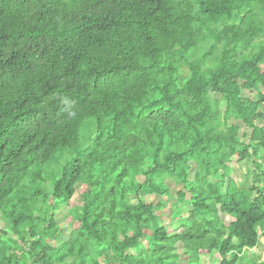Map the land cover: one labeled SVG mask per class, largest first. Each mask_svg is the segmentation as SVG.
I'll return each instance as SVG.
<instances>
[{"label": "trees", "instance_id": "1", "mask_svg": "<svg viewBox=\"0 0 264 264\" xmlns=\"http://www.w3.org/2000/svg\"><path fill=\"white\" fill-rule=\"evenodd\" d=\"M263 241L264 0H0V264H264Z\"/></svg>", "mask_w": 264, "mask_h": 264}, {"label": "rangeland", "instance_id": "2", "mask_svg": "<svg viewBox=\"0 0 264 264\" xmlns=\"http://www.w3.org/2000/svg\"><path fill=\"white\" fill-rule=\"evenodd\" d=\"M188 73V69L186 67L183 68V76H186ZM210 96L219 101L221 103V107L225 108V103L223 102L222 98H223V94L219 93V92H214L212 90H210L209 92ZM231 126H233L235 128V130H238L239 134L242 136L243 133H247L249 135V137L256 135V129L260 126V123H256L255 126L253 127V129H247L243 123L241 121H231ZM248 164L245 162H239L235 167H234V177L235 179H237L238 181L242 180L247 174H248ZM182 189V187H178V188H172L164 198H162L163 200L167 201L168 205L165 209L163 210H158L157 214L160 217V222L161 225L169 227V219H171V205L176 202V194L177 192H179ZM85 190V187H83L82 185L77 187V194L75 197H77L78 194H80L82 191ZM149 200L152 202L153 205H157V203L161 200V197H156V196H149L148 197ZM219 219H221V223L225 226H228L231 223V218L225 214H220ZM67 234H64V239H66ZM264 242V241H263ZM257 256H262L264 255V249L263 250H258L256 252ZM253 255H255L254 253L251 252H247L246 253V257L248 259H251L253 257ZM214 256V254H213ZM220 261V255L219 258L216 259L215 261ZM186 261H188V257L186 256ZM212 261H210L209 259H205L201 262V264H211Z\"/></svg>", "mask_w": 264, "mask_h": 264}, {"label": "crops", "instance_id": "3", "mask_svg": "<svg viewBox=\"0 0 264 264\" xmlns=\"http://www.w3.org/2000/svg\"><path fill=\"white\" fill-rule=\"evenodd\" d=\"M218 258H219V255H218V254H214V256L211 257L210 259H212L213 261H215V259H218ZM206 259H207V258H206ZM208 259H209V258H208ZM208 259H207V260H208ZM210 259H209V260H210ZM204 260H205V259H204ZM210 261H211V260H210ZM184 262L186 263L187 261H186V256L183 255V256L181 257V263H184Z\"/></svg>", "mask_w": 264, "mask_h": 264}, {"label": "clouds", "instance_id": "4", "mask_svg": "<svg viewBox=\"0 0 264 264\" xmlns=\"http://www.w3.org/2000/svg\"><path fill=\"white\" fill-rule=\"evenodd\" d=\"M64 103H67V101H64Z\"/></svg>", "mask_w": 264, "mask_h": 264}]
</instances>
